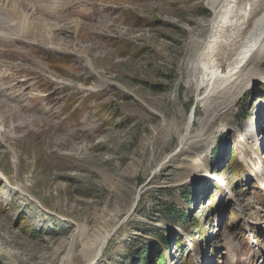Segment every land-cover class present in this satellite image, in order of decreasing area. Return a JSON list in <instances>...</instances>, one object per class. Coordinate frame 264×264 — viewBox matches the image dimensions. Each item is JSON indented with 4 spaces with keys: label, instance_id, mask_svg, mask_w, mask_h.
<instances>
[{
    "label": "rangeland",
    "instance_id": "1",
    "mask_svg": "<svg viewBox=\"0 0 264 264\" xmlns=\"http://www.w3.org/2000/svg\"><path fill=\"white\" fill-rule=\"evenodd\" d=\"M40 1L0 46V264H264V53L199 132L210 0Z\"/></svg>",
    "mask_w": 264,
    "mask_h": 264
},
{
    "label": "bare ground",
    "instance_id": "2",
    "mask_svg": "<svg viewBox=\"0 0 264 264\" xmlns=\"http://www.w3.org/2000/svg\"><path fill=\"white\" fill-rule=\"evenodd\" d=\"M33 1L0 0L2 2L0 4V46L5 42L20 41L24 38L25 32L30 27L26 26L25 9L32 8L36 19L42 15L34 9L36 5L32 3ZM43 2L44 5H42L48 8L46 17L51 18L52 1L43 0ZM209 7L213 16L207 24H204V27L208 29L207 42L196 58L189 62L191 84L195 88L197 100L203 105L205 114V118L199 123V132L205 131L220 116L216 109L221 104L227 101L225 110L227 112L232 110L247 88L254 82L260 81L258 70H254L255 66L251 61L256 55L264 53V0H210ZM34 23L33 21L32 25ZM77 24L79 25V22ZM39 25V28L43 26L46 37L56 35L52 23L42 25L41 22ZM103 81L104 84L100 86L110 83ZM226 84L227 86L223 87ZM3 85L0 80L2 89ZM2 89L0 98L5 97ZM202 89H204L203 93L199 94ZM194 125L192 116H189L179 140L180 147L187 145L189 136H192L191 132L194 131ZM3 135L0 129V142H3ZM250 136L253 138V134ZM259 169L262 172V167L259 166ZM259 181L264 188V173ZM82 229L78 228L73 236L72 244L78 243L85 235ZM104 244L94 258L86 257L87 264H94L100 254L102 255ZM70 253L69 248L68 254Z\"/></svg>",
    "mask_w": 264,
    "mask_h": 264
},
{
    "label": "trees",
    "instance_id": "3",
    "mask_svg": "<svg viewBox=\"0 0 264 264\" xmlns=\"http://www.w3.org/2000/svg\"><path fill=\"white\" fill-rule=\"evenodd\" d=\"M235 163H236V160H234V165H235ZM205 194L207 195V194H209V192L205 191ZM149 254H150V250H148V249L144 250V252L141 254V257L143 255L146 256L145 259L143 260L142 264H150V255ZM157 264H167V262L165 260L163 263L162 257H159Z\"/></svg>",
    "mask_w": 264,
    "mask_h": 264
}]
</instances>
